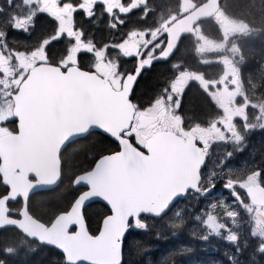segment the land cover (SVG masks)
Returning <instances> with one entry per match:
<instances>
[{"label": "snow or ice", "instance_id": "snow-or-ice-1", "mask_svg": "<svg viewBox=\"0 0 264 264\" xmlns=\"http://www.w3.org/2000/svg\"><path fill=\"white\" fill-rule=\"evenodd\" d=\"M226 9L0 0V264H264V0Z\"/></svg>", "mask_w": 264, "mask_h": 264}, {"label": "water", "instance_id": "water-1", "mask_svg": "<svg viewBox=\"0 0 264 264\" xmlns=\"http://www.w3.org/2000/svg\"><path fill=\"white\" fill-rule=\"evenodd\" d=\"M88 83L90 82L77 81L76 86L83 87V86H87ZM97 106L101 110L109 113L112 116L113 121L115 122L117 126H120L123 123L127 122L125 119H123V113L125 111L123 105L113 103L112 99L106 96L103 90L97 91ZM153 140L160 148L161 163H163L167 159L170 153V147L168 145L167 135L158 134L155 137H153ZM111 179H112V183L114 184H123L125 182L124 177L122 176V174L120 173L118 169L113 171Z\"/></svg>", "mask_w": 264, "mask_h": 264}, {"label": "trees", "instance_id": "trees-1", "mask_svg": "<svg viewBox=\"0 0 264 264\" xmlns=\"http://www.w3.org/2000/svg\"><path fill=\"white\" fill-rule=\"evenodd\" d=\"M248 0H228L227 1V11L234 15V16H239L241 12L242 6L247 3ZM56 195L55 192H41L38 194L40 197H54ZM12 246H15L16 241L13 240L10 242Z\"/></svg>", "mask_w": 264, "mask_h": 264}, {"label": "flooded vegetation", "instance_id": "flooded-vegetation-1", "mask_svg": "<svg viewBox=\"0 0 264 264\" xmlns=\"http://www.w3.org/2000/svg\"><path fill=\"white\" fill-rule=\"evenodd\" d=\"M169 3L175 4L176 0H168ZM209 32L212 35H215L216 30L215 27L209 28L208 29ZM213 55V54H212ZM153 124H155V127H153ZM147 130L148 132L146 133L147 135H152L158 131H164V130H168L165 126L163 121L161 120L160 117H157L154 121L149 120V124L147 126Z\"/></svg>", "mask_w": 264, "mask_h": 264}]
</instances>
